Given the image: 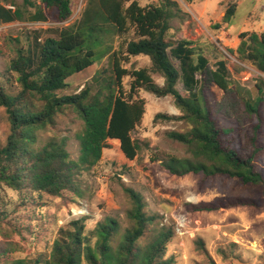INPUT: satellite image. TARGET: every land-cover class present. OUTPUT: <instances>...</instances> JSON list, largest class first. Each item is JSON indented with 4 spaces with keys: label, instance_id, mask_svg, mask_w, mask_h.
I'll return each mask as SVG.
<instances>
[{
    "label": "trees",
    "instance_id": "trees-1",
    "mask_svg": "<svg viewBox=\"0 0 264 264\" xmlns=\"http://www.w3.org/2000/svg\"><path fill=\"white\" fill-rule=\"evenodd\" d=\"M28 4L34 11L27 18L32 23L53 19L62 24L72 15L69 0H38ZM170 5L175 3L166 0L160 5L141 7L136 1L127 4L125 0H86L75 22L47 31L52 34L49 37L43 38L41 31H35L32 42L16 50L7 71L0 73V107L9 124V134L0 145V192L17 193L24 208H38L48 198H64L66 194L73 196L72 202L80 199L78 175L97 165L102 151L110 149L108 141H118L127 160L136 158L139 146L131 133L145 114V101L138 97L139 91L144 90L156 98L171 97L181 113L156 114L155 123L184 121L190 125L185 133H168L170 139L189 149L194 161L167 159L164 165L172 175L201 173L205 177L237 179L253 196L229 199L219 206L264 208V95L256 86L258 96L242 101L249 121L245 127L222 126L215 113L231 118L238 107L227 64L221 60L211 65L203 54L196 53L190 40L175 43L167 40L172 18ZM235 12L236 4L228 5L223 23L229 22ZM19 20L17 12L0 6L1 23ZM129 34L132 39H123ZM114 37L123 39L121 51L112 49ZM105 38L110 41L104 47ZM238 38L240 58L264 75V34L253 39L249 33H241ZM97 54L100 60L109 58L111 76L102 78L97 74L93 78L97 87L94 93L93 88L84 85L75 95L61 96L68 87L67 79L92 67ZM140 56L149 59L148 68H123L122 64L130 58ZM154 74L163 79L161 86L154 82ZM125 77L130 79L128 91L123 88ZM177 84H181L187 96L180 95ZM212 86L223 92L215 108L206 95ZM67 109L83 122V130L77 136V160L70 158L65 140L38 145V132L53 127L56 116ZM125 191L131 201L127 213L131 227L124 233H120L115 221L107 219L97 224L91 233L94 238L91 243L92 239L84 234L86 218H81L59 230L45 255L9 264H173L172 259L163 260L172 233L159 230L146 244H141L153 232L155 217L146 214L140 195L131 189ZM217 209L218 205L212 204L187 205L189 212ZM23 220L29 217L10 216L0 195V257L13 253L14 245L9 240L13 235L20 236L24 230L32 235L30 224L23 227Z\"/></svg>",
    "mask_w": 264,
    "mask_h": 264
},
{
    "label": "rangeland",
    "instance_id": "rangeland-1",
    "mask_svg": "<svg viewBox=\"0 0 264 264\" xmlns=\"http://www.w3.org/2000/svg\"><path fill=\"white\" fill-rule=\"evenodd\" d=\"M38 0H0V6L17 12L21 20L13 23L0 22V73L7 71L9 61L16 57V50L25 48L32 42L35 31H41L44 37L52 34L47 31L61 29L79 19L86 0H69L72 15L67 23H57L50 19L45 23H32L28 16L33 8L28 3ZM136 1L141 7L160 5L166 0H125L127 4ZM175 3L169 10L168 41L173 43L186 39L196 46V53L203 54L215 65L225 61L230 71L231 87L235 89L234 102L238 107L231 118L215 113L219 123L224 127H245L248 117L244 114L242 101L258 96L256 86L264 95V75L255 65L240 58L237 53L240 40L238 35L249 33L254 39L264 34V0H168ZM236 4L235 15L227 23L222 17L228 5ZM123 39H132L129 34ZM123 39L114 37L112 49L121 51ZM106 40L104 47L107 45ZM246 43L250 42L246 39ZM232 51V52H229ZM101 55V53L98 52ZM95 59L96 63L67 79L68 87L61 96H72L80 92L84 85H89L94 93L97 89L93 78L98 74L102 78L111 76L109 58ZM175 65H177L174 62ZM147 57L130 58L123 63L127 70L148 68ZM156 84L161 86L163 79L152 75ZM199 77L197 76V79ZM2 81V80H0ZM13 85L14 80L11 78ZM130 79H123V88L128 91ZM14 89V88H13ZM177 91L182 96L187 92L181 84ZM209 104L215 108L223 92L215 86L206 91ZM138 97L145 101V114L139 126L131 133L137 142L139 151L132 161L127 160L119 149L117 141H108L110 149L102 151L96 166L78 175L79 189L82 197L73 201V196L48 198L41 202L43 206L20 205L18 194L10 190L0 192L2 203L10 216L27 215L23 227L28 226L32 235L26 230L21 235H13L11 243L13 253L0 257V264H9L18 259H36L45 255L58 237L60 229L81 218L85 220L84 234L94 241L92 232L98 223L110 219L115 221L120 233L131 227L127 217L131 201L125 189H131L142 198L147 215L155 217L150 232L140 242L146 244L148 239L159 230H168L172 238L167 244L163 260L172 259L173 264H264V208L250 206L221 208L220 203L229 199H250L253 192L241 187L237 179L226 176L205 177L192 174L177 177L165 167L169 158L193 161L189 149L168 137V133H185L190 125L184 121H153L156 114L180 116L171 97L156 98L140 90ZM264 111V104L262 105ZM83 130V122L72 110L58 114L54 126L38 132V145L51 141L65 140L66 150L72 160L79 155L77 136ZM264 142V126L262 130ZM9 134V124L4 110L0 107V145ZM212 204L218 209L211 212H189L187 205ZM78 207L82 217H72L71 209ZM25 209V210H24ZM19 220V219H18ZM22 221V219H20Z\"/></svg>",
    "mask_w": 264,
    "mask_h": 264
},
{
    "label": "built area",
    "instance_id": "built-area-1",
    "mask_svg": "<svg viewBox=\"0 0 264 264\" xmlns=\"http://www.w3.org/2000/svg\"><path fill=\"white\" fill-rule=\"evenodd\" d=\"M72 217H82L83 216V212L78 209V207H76L75 209H71V213Z\"/></svg>",
    "mask_w": 264,
    "mask_h": 264
},
{
    "label": "bare ground",
    "instance_id": "bare-ground-1",
    "mask_svg": "<svg viewBox=\"0 0 264 264\" xmlns=\"http://www.w3.org/2000/svg\"><path fill=\"white\" fill-rule=\"evenodd\" d=\"M117 143H118V141H117Z\"/></svg>",
    "mask_w": 264,
    "mask_h": 264
}]
</instances>
